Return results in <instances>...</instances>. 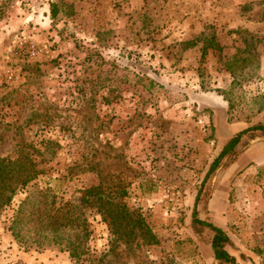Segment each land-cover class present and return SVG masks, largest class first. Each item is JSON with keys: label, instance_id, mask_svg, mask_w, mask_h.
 <instances>
[{"label": "rangeland", "instance_id": "1", "mask_svg": "<svg viewBox=\"0 0 264 264\" xmlns=\"http://www.w3.org/2000/svg\"><path fill=\"white\" fill-rule=\"evenodd\" d=\"M21 32L41 55L17 56ZM256 123L264 0H0V156L23 151L38 170L0 208V264H226L193 207L222 218L235 264H264V159L234 163L261 133L205 177L222 139ZM99 184L123 191L155 243L112 233L83 205L80 190ZM42 190L70 200L83 226L55 242L37 223L12 228Z\"/></svg>", "mask_w": 264, "mask_h": 264}, {"label": "trees", "instance_id": "2", "mask_svg": "<svg viewBox=\"0 0 264 264\" xmlns=\"http://www.w3.org/2000/svg\"><path fill=\"white\" fill-rule=\"evenodd\" d=\"M56 14V4L50 2L49 18L51 21L55 20ZM248 131H259L264 138V124L261 123H256L235 132L222 144L215 157L210 161L205 177L219 166L224 157L234 151L241 135ZM37 173L38 170L35 169L34 163L23 151H20L19 155L14 159L0 156V208L8 204L13 195L34 179ZM123 194V191L115 192L101 184L80 190L83 205L93 206L103 219L107 220L112 233L131 235L132 238L141 239L144 243H155V237L142 218L139 215L132 214L127 209L122 201ZM39 195L37 202L27 204L24 211H21L22 216L15 217L11 221L10 226L12 225V228L21 229L25 224L33 227L37 223L39 230L49 233L44 235V238L52 241L56 232L62 228L72 227L75 224L83 226L84 221L76 214L75 207L70 200H56L54 195H50V200L47 202L44 190ZM191 217V222L197 223L211 231L209 246L213 259L226 264H235L234 257L224 249V245L228 241L224 231L208 221L198 219L194 207ZM70 255L72 256L73 254L70 253Z\"/></svg>", "mask_w": 264, "mask_h": 264}, {"label": "crops", "instance_id": "3", "mask_svg": "<svg viewBox=\"0 0 264 264\" xmlns=\"http://www.w3.org/2000/svg\"><path fill=\"white\" fill-rule=\"evenodd\" d=\"M262 136V135H261ZM224 142L227 140V139H222L221 142ZM260 141H258L257 143L260 144L261 146H257V143L255 144H252V145H249L247 146V148L242 152V154L240 156H238V159L234 162L236 163L239 159L241 161H250V160H261V159H264V157H261L260 155H258V152H261L263 151V155H264V138L263 139H259ZM220 142V144H221ZM223 142V143H224ZM222 143V144H223ZM222 144L220 145V147L222 146ZM236 147V146H235ZM220 149V148H219ZM239 160V161H240ZM219 214H221L219 212ZM220 217V216H219ZM221 222H222V218L220 217L219 220H216V223H217V226L221 227ZM224 228V227H223ZM222 228V229H223ZM225 232H227L225 230ZM228 239L230 242H232L233 240H231V237L228 236ZM224 249L226 250V252L228 254H230L231 256H233L234 258H238V255L240 254V252H242L241 250H236L234 248H231L229 242H227L225 245H224ZM212 256V255H211ZM253 261V260H252ZM250 263H251V260H250Z\"/></svg>", "mask_w": 264, "mask_h": 264}, {"label": "built area", "instance_id": "4", "mask_svg": "<svg viewBox=\"0 0 264 264\" xmlns=\"http://www.w3.org/2000/svg\"><path fill=\"white\" fill-rule=\"evenodd\" d=\"M17 56L21 58L31 59L43 53V49L33 40H31L25 32H21L15 41Z\"/></svg>", "mask_w": 264, "mask_h": 264}]
</instances>
